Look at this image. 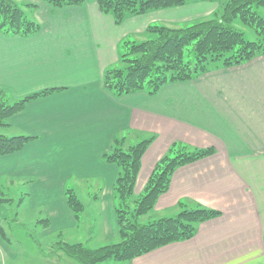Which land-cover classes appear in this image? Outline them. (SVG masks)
I'll return each instance as SVG.
<instances>
[{
	"label": "crops",
	"instance_id": "obj_1",
	"mask_svg": "<svg viewBox=\"0 0 264 264\" xmlns=\"http://www.w3.org/2000/svg\"><path fill=\"white\" fill-rule=\"evenodd\" d=\"M19 1L40 29L27 36L0 31V90L12 100L59 90L28 102L1 129L35 138L0 157V183L15 184L14 190L25 185L27 209L49 219L44 234L83 221L89 238L118 236L113 208L117 167L101 155L110 150L114 136L129 132L130 144L154 134L141 158L134 195L143 191L173 141L213 147L214 154L175 169L150 212L162 217L161 212H177L179 202H197L220 215L198 224L191 239L128 264H264V54L194 80L165 83L155 95L140 91L117 97L104 88L102 77L109 56L118 57L120 41L129 33L124 25L95 0L59 8L42 0ZM156 10L129 15L125 24L144 32L159 19L151 17ZM67 187L89 197V202L79 198L84 210L78 221L66 203ZM9 237V243L0 239V264L17 261Z\"/></svg>",
	"mask_w": 264,
	"mask_h": 264
},
{
	"label": "trees",
	"instance_id": "obj_2",
	"mask_svg": "<svg viewBox=\"0 0 264 264\" xmlns=\"http://www.w3.org/2000/svg\"><path fill=\"white\" fill-rule=\"evenodd\" d=\"M54 8L82 5L85 0H42ZM100 10L121 24L129 15H139L169 6H180L188 0H95ZM210 1V0H208ZM24 6L35 7L32 3ZM264 0H227L221 12L209 19L200 20L185 27L148 25L150 38L136 42L125 40L119 45L118 59L122 67L107 68L103 72L102 84L114 96L121 97L136 92L155 95L168 82L194 80L210 70L230 67L250 61L264 54V15L257 8ZM238 23L253 33V38L236 27ZM40 25L30 19L23 6L15 0H0V31L4 35L27 36L38 32ZM121 48V51H120ZM59 89H42L9 102L6 92L0 90V157L16 153L34 140L33 135H6L1 129L9 127L8 119L34 99L48 96ZM125 135L114 136L109 151L101 155L105 162L117 167L113 182V208L118 228L119 241L97 248H89L81 242L69 243L58 240L47 250L38 243L42 256H63L80 264H100L108 259L131 260L161 246L191 239L198 224L216 218L220 211L200 203L179 202V210L172 216H164L147 223L138 218L150 212L158 196L169 188L176 168L214 154L213 147H191L173 141L157 160L153 170L138 196L134 186L140 169L141 158L155 139L150 134L135 144H126ZM0 183V204L15 205L13 222L8 225L26 227L17 221V209L28 196L25 185ZM66 203L76 221L84 210V203L74 190H64ZM97 198V195H93ZM1 206V205H0ZM44 227L49 225L47 217L36 220ZM35 242L33 232L26 231ZM16 239V235H11ZM0 239L10 242V237L0 224Z\"/></svg>",
	"mask_w": 264,
	"mask_h": 264
},
{
	"label": "rangeland",
	"instance_id": "obj_3",
	"mask_svg": "<svg viewBox=\"0 0 264 264\" xmlns=\"http://www.w3.org/2000/svg\"><path fill=\"white\" fill-rule=\"evenodd\" d=\"M16 1L21 2L19 0ZM226 1L227 0H210V1L188 0L185 4L180 6H169L165 8H160L159 12L151 14V17L159 18L152 25L185 27L200 20L212 18L215 12L219 13L222 11V8ZM162 12H164V14ZM257 12H259L261 15H264V6L258 7ZM125 23L126 20H124L121 24L124 25V27H126L125 29L129 33L128 35L125 36L124 40L120 41L119 45H121V43L125 40L140 42L151 37V35L146 31L144 32L138 30L133 31L131 24L129 22L127 24ZM235 26L242 29L245 32L246 36L251 38L254 37L253 33H251V31H249L248 28L243 27L238 23H236ZM118 53H119V47H118ZM109 57L111 63L109 64L108 68L123 66V63L119 61L117 56L115 58L114 54H112V57L111 56ZM6 98L9 99V102L13 101L7 92H6ZM132 140L135 139L133 138ZM138 141H133L130 144H135ZM78 196L82 200L85 199L86 202H89L88 195L82 193L81 191L78 192ZM0 205H1L0 206L1 226L3 227L4 231L8 234V236L16 235V239H13V241H11L13 242L12 243L13 246H15L17 249V261L14 262V264H80L77 261L65 256H63L64 257L62 258L63 260L60 261L55 260L53 258H49L50 256H42L39 254L40 251L38 252L39 250L38 243L40 244L41 249L46 251L51 244L57 242L58 240H64L69 243L81 242L89 248H97L105 244L115 243L119 241L118 236H116L114 239H109V240H103L97 235L89 238L87 234H84L83 221L76 222L77 225H74L73 227L54 229L47 232V234H44L43 230H45L46 227H44L42 223H38V221H35V218H37L38 216H40V219L44 218V214L41 213L40 215H37L34 212H30L27 209V204L25 201L23 202L22 207L20 209H17V221H21V223H24L26 227L8 225V223H12L14 221L12 215H13V211H15V205L8 203H4ZM160 214H162V217H164V216H172L176 214V212L168 215H164L165 214L164 212H161ZM158 218H160V216L154 214V212H149L147 214L140 216L138 220L140 223H147ZM26 231L33 232L34 237L38 242L36 243L35 240L30 238L29 235L26 236L27 235ZM128 263H129L128 260L114 261L108 259L104 262H101L100 264H128ZM5 264H13V263L9 262L7 259Z\"/></svg>",
	"mask_w": 264,
	"mask_h": 264
}]
</instances>
